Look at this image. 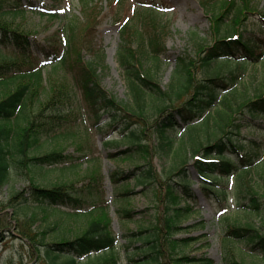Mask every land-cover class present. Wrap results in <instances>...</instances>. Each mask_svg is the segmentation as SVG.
Instances as JSON below:
<instances>
[{
	"label": "trees",
	"instance_id": "16d2710c",
	"mask_svg": "<svg viewBox=\"0 0 264 264\" xmlns=\"http://www.w3.org/2000/svg\"><path fill=\"white\" fill-rule=\"evenodd\" d=\"M20 5V1L0 0V47L10 46L16 54L11 63L0 55V190L10 187L5 202L18 225L22 216L45 222L40 232L28 230L26 222L20 230L34 264H215L209 258L190 257L186 249L193 239L177 237L182 221L193 213L190 168L201 181L236 174L237 203L261 222L223 221V264H247L236 252L238 241L246 243L249 254L264 259V157L246 151L243 135L247 117L264 118V77L254 97L237 103L230 98L247 66L264 62V11L259 5L254 0H202L214 40L198 44L196 56L181 54L173 82L165 88L159 81L166 50L162 22L154 9L146 7L134 9L127 20L133 10L130 0H111L120 26L118 61L128 100L118 99L102 84L99 66L104 54L94 48L99 14L93 2L85 3L84 20L70 19L64 31L49 36L44 45L35 44L30 33L6 19L23 13ZM250 16L260 27L256 35L248 31ZM85 51L93 55L91 60ZM39 55L48 61L47 78ZM224 66L230 70L223 71ZM201 68L207 74L199 78ZM59 69L64 82L57 86L52 79ZM75 109L81 117L95 118L96 130L122 125L119 136L106 142L116 149L126 147L109 154L112 159L144 160L130 171L117 169L109 176L116 203H130L136 193L132 183L152 190L155 197L154 218L148 226L138 220L137 230L127 229L124 245L113 229L110 203L103 195L106 177L93 149L83 151L89 173L80 180L82 185L44 181L59 166L79 174L78 159L64 151L43 149L49 140L70 136L67 126ZM106 114L108 119L102 121ZM164 155L172 163L162 172L154 160ZM22 173L29 181L17 190L13 184ZM127 205L119 208L120 217L135 221L137 213ZM7 224L8 218L0 217V241ZM17 264L26 263L21 259Z\"/></svg>",
	"mask_w": 264,
	"mask_h": 264
},
{
	"label": "rangeland",
	"instance_id": "374dc122",
	"mask_svg": "<svg viewBox=\"0 0 264 264\" xmlns=\"http://www.w3.org/2000/svg\"><path fill=\"white\" fill-rule=\"evenodd\" d=\"M20 1L22 12L18 14L7 15L6 19L12 22L13 26L20 31L30 33V39L37 45L46 44V39L54 34L64 31L68 25V21L76 16L84 20L83 7L85 6L82 0H16ZM137 7L143 5L157 4L155 13L162 26L165 28L163 40L165 43V53L162 58L163 64L159 73V81L161 85L168 88L174 79L175 69L178 63V57L181 54H190L196 56L198 44H212L214 37L211 30V19L204 10L202 0H131ZM111 0H94L96 11L99 14V22L94 36V48L97 51L103 52L104 57L99 66V73L102 79V84L111 94L118 99L128 100L129 93L127 83L118 62V50L121 44L120 27L114 19V14L110 5ZM159 3V4H158ZM254 3L259 5L264 11V0H254ZM52 14H57L56 18H51ZM133 12L129 13L127 19H132ZM250 24L248 31L259 33V25L256 22V17L250 16ZM258 37H261L257 34ZM86 53V51H85ZM0 55L6 56L4 62L11 63L16 60V54L12 47H0ZM39 64L44 67V77H48L50 67L47 65V60L39 55ZM93 55L86 53V59L91 60ZM14 60V61H13ZM149 63L148 66H150ZM223 71H229L228 66H224ZM212 71V69L210 70ZM206 69H198V77H205ZM264 77V62L255 65H248L247 69L242 72L240 79L236 85L237 89L230 94L231 99L235 102H241L248 97H254L256 89L260 86V81ZM64 72L59 69L58 73L53 77V83L60 86L64 82ZM49 80V79H48ZM73 119L67 126V131L70 132L68 137H59L56 140H49L43 149H57L64 151L65 155H72L78 159L79 174H74V171L69 166H59L57 170L50 172L44 179L47 183H73L82 185L81 179L87 177L88 162L83 151L94 150L100 157V170L106 177L104 185V198L109 206V214L113 219V229L118 235L119 244L124 245V234L127 229L137 230L139 226L138 220L147 222L148 226L152 218H154L156 205L155 197L152 190H144L134 183L131 184V189L135 190V195H132L130 203L114 202V188L109 179L110 174L122 169L126 171L132 170L136 165L144 164V160L139 157H134L129 160L112 159L109 154L118 153L125 149L122 146L116 149L106 145L110 138L118 137L121 124L116 123L110 129L96 130L97 121L92 116L85 115L81 117L79 109L73 110ZM81 117V118H80ZM79 118V119H78ZM248 118L247 126L243 129V135L247 138L246 151L259 154L261 158L264 156V118L252 119ZM108 119V114L103 116V120ZM73 134V135H72ZM72 135V136H71ZM89 138H88V136ZM253 142H258L257 147ZM83 146V147H82ZM176 146V144H175ZM82 147V148H81ZM155 166L159 171H166L170 168L172 160L169 156H156L154 160ZM69 165V164H67ZM39 173V172H38ZM38 178H41L39 174ZM190 173L193 181V213L183 220L181 224V232L178 238L193 239L191 245L186 249V253L190 257L209 258L215 264H223V221L229 218L232 222L248 221L260 225L259 217L255 214H246L239 203L234 200V192L236 179H214L202 183L201 179L194 168H190ZM251 176L259 179V175ZM14 187L17 190H22L29 181V176L25 173L17 176ZM264 186V183L262 182ZM205 186H210L212 189H206ZM10 187L6 186L3 191L0 190V217L8 218V224L1 232L5 234V238L0 241V264H17L21 259H24L26 264H34V259L27 241L23 239L20 230L23 222H26V228L33 232H40L44 229L45 222L39 218L36 220L25 219L22 216V221L18 222L13 219V209L7 207L5 200L9 196ZM264 193V191L262 192ZM128 204L127 207L137 213L135 221H125L120 217L119 208L121 205ZM40 211V209L38 210ZM41 216V215H39ZM139 245V243H138ZM236 252L240 259H243L247 264H264V259L260 256L249 254V247L245 242L234 243Z\"/></svg>",
	"mask_w": 264,
	"mask_h": 264
}]
</instances>
